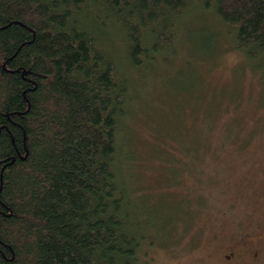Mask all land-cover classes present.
<instances>
[{"label":"trees","instance_id":"16d2710c","mask_svg":"<svg viewBox=\"0 0 264 264\" xmlns=\"http://www.w3.org/2000/svg\"><path fill=\"white\" fill-rule=\"evenodd\" d=\"M181 24L195 29L183 51L201 61L223 39L264 63V0H0V264H152L153 243L196 245L203 195L216 188L214 143L194 169L174 144L185 155L174 222L137 203L148 182L132 185L123 162L134 75L174 58ZM199 79L169 76L165 87L179 82L189 97Z\"/></svg>","mask_w":264,"mask_h":264},{"label":"rangeland","instance_id":"374dc122","mask_svg":"<svg viewBox=\"0 0 264 264\" xmlns=\"http://www.w3.org/2000/svg\"><path fill=\"white\" fill-rule=\"evenodd\" d=\"M209 23L201 24L215 32ZM181 25L176 57L157 59L156 66L142 69L140 75L132 74L134 103L124 124L123 162L129 168L126 175L132 185L138 181L136 176L142 183L148 182L141 185L137 203L151 201L154 208L163 211L160 217L165 222H174L176 210L184 201L179 190L185 185L177 181L185 171V155L173 152L175 143L193 155V169L195 161L204 156L203 145L214 143L215 153L207 158L215 169L208 168V172L217 182L215 189H207L203 195L210 209L199 220L201 227H194L196 245L176 242L170 243L169 249L153 243L146 247V254L152 257V264H264V244L258 246L264 234V63L249 60L223 39L220 50L214 51L211 44L210 51L214 52L207 62L201 61L204 58L199 50L183 51L182 44L189 42L185 38L195 29ZM252 64L261 72H256ZM189 74L201 79L192 81L197 83L189 97L178 89L179 82L165 87L169 76ZM208 126L213 128L210 138L206 134ZM153 147L166 151L157 156ZM218 148L221 150L216 151ZM195 191L192 188L189 197H194Z\"/></svg>","mask_w":264,"mask_h":264}]
</instances>
